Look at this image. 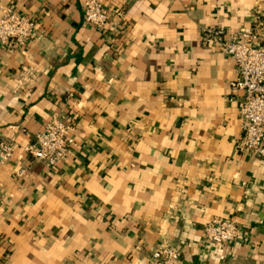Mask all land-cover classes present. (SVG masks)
Returning a JSON list of instances; mask_svg holds the SVG:
<instances>
[{
    "label": "crops",
    "instance_id": "0c3cea01",
    "mask_svg": "<svg viewBox=\"0 0 264 264\" xmlns=\"http://www.w3.org/2000/svg\"><path fill=\"white\" fill-rule=\"evenodd\" d=\"M84 1L0 0L35 21L0 47V138L20 152L0 169V264H147L161 242L176 264H264V158L237 150L235 64L201 41L264 36V0H100L113 31ZM52 116L73 126L54 167L21 154ZM214 218L239 236L206 241Z\"/></svg>",
    "mask_w": 264,
    "mask_h": 264
},
{
    "label": "built area",
    "instance_id": "2783aa9c",
    "mask_svg": "<svg viewBox=\"0 0 264 264\" xmlns=\"http://www.w3.org/2000/svg\"><path fill=\"white\" fill-rule=\"evenodd\" d=\"M122 10H108L100 0H85L83 19L97 30L113 31ZM115 19V20H114ZM34 18L0 5V47L8 50L22 47L34 37ZM203 44L215 43L224 55L233 59L236 76L230 80L231 91L241 93L238 101L240 135L236 148L264 158V36L251 27L243 26L232 35L222 28L206 27L202 30ZM256 41L258 44L253 45ZM73 143V126L52 116L34 135L33 142L21 148V154L51 167L57 166ZM14 142L0 138V169L17 156ZM20 153V152H19ZM24 169L16 171L17 176ZM235 219L214 218L203 226L206 241L215 246L231 242L239 236ZM178 251L161 242L151 251L147 264H176Z\"/></svg>",
    "mask_w": 264,
    "mask_h": 264
},
{
    "label": "rangeland",
    "instance_id": "374dc122",
    "mask_svg": "<svg viewBox=\"0 0 264 264\" xmlns=\"http://www.w3.org/2000/svg\"><path fill=\"white\" fill-rule=\"evenodd\" d=\"M84 20V19H83Z\"/></svg>",
    "mask_w": 264,
    "mask_h": 264
}]
</instances>
